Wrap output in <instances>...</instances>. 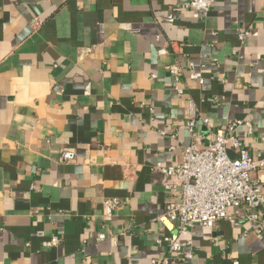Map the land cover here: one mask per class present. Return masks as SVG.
Returning a JSON list of instances; mask_svg holds the SVG:
<instances>
[{"label": "crops", "instance_id": "crops-1", "mask_svg": "<svg viewBox=\"0 0 264 264\" xmlns=\"http://www.w3.org/2000/svg\"><path fill=\"white\" fill-rule=\"evenodd\" d=\"M188 1L0 0V264H162L155 218L177 195L152 166L233 120L264 158V0H215L205 15ZM105 198L121 201L111 217ZM259 230L234 209L196 224L183 264H264Z\"/></svg>", "mask_w": 264, "mask_h": 264}, {"label": "built area", "instance_id": "built-area-1", "mask_svg": "<svg viewBox=\"0 0 264 264\" xmlns=\"http://www.w3.org/2000/svg\"><path fill=\"white\" fill-rule=\"evenodd\" d=\"M214 1L189 0L185 7L205 15ZM246 34V31L239 32V39L243 40ZM158 53H165V49H159ZM166 70L178 81L180 68L177 65H168ZM176 90L181 93L178 87ZM198 117L193 105L189 104L187 125L193 127ZM203 122L207 120L203 119ZM241 125L251 132L248 122L228 121L216 129L209 143L202 148L196 146L197 135L192 134V140L184 146L178 164L163 166L157 163L152 166L165 178L164 188L177 195V200L169 202L155 218L168 232L155 240L157 245L166 249L160 263L183 264L191 261L193 252L182 247L180 238L188 235L196 224L213 227L227 218L230 209H234L235 213L242 212L250 224L259 225L258 237L264 231V182L252 178L256 167H264V158L255 160L239 140L236 131ZM72 157L70 151L61 153L62 161H69ZM101 204L104 217H111L121 201L105 198ZM105 238V233H95V240ZM56 242L57 238L52 237L48 244ZM186 243L190 245L189 240ZM152 264L159 263L152 260ZM232 264H238V261L234 260Z\"/></svg>", "mask_w": 264, "mask_h": 264}]
</instances>
